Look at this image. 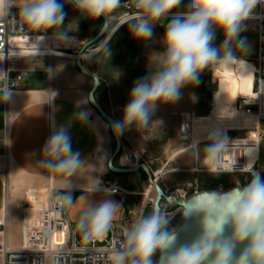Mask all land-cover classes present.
<instances>
[{"label":"clouds","instance_id":"obj_1","mask_svg":"<svg viewBox=\"0 0 264 264\" xmlns=\"http://www.w3.org/2000/svg\"><path fill=\"white\" fill-rule=\"evenodd\" d=\"M130 3L131 14L119 12L129 7L126 0H0V20L11 17L32 32L51 31L54 36L66 37L67 33L59 29L66 16L64 5L71 4L83 19L104 18L100 34L107 32L109 36L99 47L109 52L112 35L125 24L132 37L141 41L149 40L156 26L163 27V51L157 52L154 70H147L134 82L122 119L112 122L117 136L133 126L138 130L147 128L158 105L178 101L182 89L197 85L201 73L210 66L227 70L237 63L247 69L241 73L242 78L246 76L250 84L255 81L254 72L237 51H247L249 45L241 33L246 30V21L257 18L258 8L264 13V0H188L184 11L177 10L184 0ZM13 8L18 11L13 13ZM218 32L224 39L215 45ZM37 38L42 40L43 36ZM38 52L39 48L33 46L29 54ZM4 58L0 55V60ZM6 79V73L0 72V81ZM11 97L12 91L4 83L0 98L8 102ZM78 116L82 122L87 120L85 110ZM225 148L223 139L210 142L205 164L214 163L218 169ZM36 164L64 177V192L54 203L71 207V178L83 160L72 148L70 132L63 128L54 131L42 146ZM250 174L246 185L233 188L226 196L212 192L206 194V201L190 202L184 216L202 215V230L191 241L177 246L178 231L169 227L174 216L155 205L149 214H141L123 228L122 239L113 240L106 264H264V175L254 167ZM95 190H100V182ZM79 199L86 200L83 196ZM120 208L121 204L111 199L86 202L75 225L81 243L95 244L107 238Z\"/></svg>","mask_w":264,"mask_h":264},{"label":"crops","instance_id":"obj_2","mask_svg":"<svg viewBox=\"0 0 264 264\" xmlns=\"http://www.w3.org/2000/svg\"><path fill=\"white\" fill-rule=\"evenodd\" d=\"M66 11L67 13L70 11L74 17L73 6H69ZM66 17L72 18L67 14ZM95 27L99 30L98 24ZM161 32L164 34V31ZM160 39L161 37L158 36L156 45L151 38L147 41L134 39L128 30V25L125 24L112 35L111 52L106 49L101 50L92 57L84 59L86 68L101 82L95 93L96 101L116 121L122 119L123 109L128 103L134 82L146 75L148 61H151L152 67H155L157 52L161 46ZM75 64L76 59L71 58L34 57L23 59L16 65L10 74V81L12 83L18 75L22 76V81L17 89H10L12 97L8 102L0 98V160L6 165V179L10 188L30 187L37 183L39 186L43 185L49 170L36 164L40 159V150L54 131L60 128L69 131L72 148L74 151H79L83 164L71 178L73 204L69 207L68 218L72 223H76L79 211L86 202L111 199L121 204L119 213L113 221L120 231L140 216L142 201L138 196H112L102 190V180L110 179L112 182H118L117 177L108 174L109 162L114 153L113 136L108 123L89 102L93 81L83 76ZM250 69L254 72L252 63ZM246 71L242 70L241 73ZM243 78L246 79L245 84L250 92L240 99H249L253 96L254 82L250 84L246 76ZM237 101L229 104L216 103L212 100L213 113L209 115L208 128L202 131L193 130L199 145L208 143L207 133H217L212 126L216 116L219 114L233 116V107ZM83 110L87 112V120L84 122L78 116ZM166 111L169 113L168 110ZM155 113L162 117L163 104L158 105ZM245 124L232 123L233 126L240 127L247 126ZM128 131L130 129L125 130L121 135L123 137L128 135ZM183 153L185 152H179L173 158ZM203 154L205 155L204 151ZM254 157L255 153L251 151L248 154L250 164ZM114 164L119 168L135 167V163L131 160V152L125 149L116 163L114 160ZM197 166L205 165L198 163ZM130 178L140 184L141 174H132ZM52 179L55 189L63 194L61 181L64 177L59 173H53ZM99 182L100 190L96 191ZM43 195L41 189H35L29 194L28 199L32 204L40 203ZM81 196L86 200L81 201L79 199ZM11 198L7 194V183L0 178V217L4 214L7 217V228L3 233L0 232V247L6 245L9 250L17 251L22 248L23 242L24 200L18 205V198H15L14 202ZM148 208L152 206H148L146 210ZM3 263L4 258L0 254V264Z\"/></svg>","mask_w":264,"mask_h":264},{"label":"built area","instance_id":"obj_3","mask_svg":"<svg viewBox=\"0 0 264 264\" xmlns=\"http://www.w3.org/2000/svg\"><path fill=\"white\" fill-rule=\"evenodd\" d=\"M126 2L129 3V7L120 9L119 12L131 14L133 9L130 0H126ZM11 11L16 13L18 10L13 8ZM257 13L259 14L257 18L246 21V23H254L257 29V54L255 62L252 63L256 78L253 96L249 99L238 100L233 107V116L219 114L214 118L212 126L214 130H217V138L225 141L226 148L220 153L219 168L217 169L216 164H213L210 172L213 174L251 176L250 170L253 167L257 170L260 161V151L264 142V13L259 8ZM39 36H43V39H38ZM103 40L89 47L82 56L83 60L100 52L99 45ZM151 41L153 44L158 42L154 35L151 37ZM88 43L79 41L74 37L54 36L51 31L48 33H35L11 17L4 18L0 20V55L5 58L0 60V72L6 73L7 79L6 81H0V86L6 83L8 89L19 87L22 76H16L11 83L10 74L23 59L58 57L46 53V50L50 47L55 51L66 54V57L59 58L77 59L80 50ZM33 46L39 48L36 55L29 54ZM9 53L14 54L9 55ZM212 113L213 111L210 115ZM197 118L196 113L192 111L180 114L179 134L183 142H192L194 124ZM232 121L236 123L244 121L247 126H233L232 123L234 122ZM251 151L255 153L252 164L248 161V154ZM132 162L136 166L145 164L143 158L138 155L132 158ZM181 172H192L196 176L195 173H200L199 170H184ZM152 173L154 180L158 183L163 172ZM6 175V165L0 160V178L5 181ZM52 178L53 173L47 172L46 181L40 186L41 191L44 192L40 203L32 204L27 197V203L22 207V248L11 251L6 245L0 247V254L4 258L3 264H106L107 257L110 255L109 250L113 246V240L122 239V235L117 233L116 226L113 223V229L109 232L107 238L99 240L95 244H82L80 234L75 232L76 223H72L68 218L69 207L62 208L58 203H54V201H59L62 193L55 189ZM152 189L153 187L150 186L145 194L146 200L143 210L154 205L155 200L150 198ZM102 190L112 196L131 195L128 191L122 190L109 181H102ZM164 193L167 200H163L161 208L175 217L183 211L175 203L188 201L192 196L199 193V178H194L193 182L185 189H166ZM7 194H9L8 189ZM6 228L7 217L4 214L0 217V232L3 233ZM83 248H86L87 251H84Z\"/></svg>","mask_w":264,"mask_h":264},{"label":"rangeland","instance_id":"obj_4","mask_svg":"<svg viewBox=\"0 0 264 264\" xmlns=\"http://www.w3.org/2000/svg\"><path fill=\"white\" fill-rule=\"evenodd\" d=\"M187 3L188 0H184V3L177 10L184 11ZM69 6L72 5L65 4L64 11L67 16L72 17L70 11H68V13L66 11L69 9ZM73 10L75 12L74 17L69 19L65 16L64 25H61L59 30L66 32L68 37H74L79 41H83L82 39L93 40L98 35L97 31H99L95 29V26L98 24V28L100 29L103 25V20L101 18L97 20L83 19L74 8ZM246 25V30L241 33V38L246 39V43L249 47L247 51H237V55L244 59L247 66L251 68V63H254L256 58L257 29L254 23L248 22ZM161 31H164V29L158 25L155 27L154 34L157 37L159 36L162 38L163 33ZM108 36L109 33H107L103 39ZM223 39V33L218 32L214 41L215 45H220ZM156 44H158V42ZM158 50L159 52L163 51L162 45ZM150 62L151 61L148 62V71H152L155 68L152 67ZM242 70L247 69L245 66L237 63H234L227 70L219 66L215 68L210 66L207 68L201 73L200 82L197 85H189L182 89V95L178 101L173 104H163L162 117H160L159 114L154 113L152 116V122L147 128L138 130L135 126H133L130 128V131H128V135L123 137L120 134L122 148L119 155L115 158V163L124 153V149L131 152V160L135 155L142 157L145 164L152 172H163L158 184L164 191L166 189L174 188L185 189L196 177L199 178V193L212 191L218 192L222 195L233 188L246 185L251 179L250 175L213 174L210 172L214 163L205 164V155L203 154V151L205 152L206 146L210 142L217 139L218 133H213L214 135L212 136L206 134V140L208 143H203L198 146H193L192 142H183L179 134V116L181 113L187 111L195 112L198 118L195 121L194 130L199 129V131H202L203 129L206 130L208 128L209 115L211 111H213L212 100L216 103L226 102L233 104L238 99L246 97L245 95L250 92V90L245 84L246 79L241 77ZM214 86H218L219 90L214 92ZM166 110H168L169 113H166ZM194 139L196 140L195 137ZM113 147L115 150L116 142L114 137ZM183 150L187 151L182 155L173 158L175 154ZM198 163L199 165H205L206 167H198ZM114 166L119 168L115 164ZM183 170H199L200 173H195L197 174L196 176L192 172H180ZM257 170L264 175V142L262 143L260 161ZM108 172V174L112 175L114 178L117 177L118 182H112L110 179H104L102 181H109L122 190L128 191L131 193L130 196L140 197L142 204L139 215H147L151 212L153 206L152 208L143 210L145 194L150 188V184L148 183L146 175L142 171L138 172L141 174L140 184H137L130 178L132 174H115L110 172L109 169ZM38 184L39 183L35 186L23 188H10L11 193L9 195L10 198L12 197V202L16 201L14 200L15 198H18V205H20L23 200L22 204H26V199L29 197V194L35 189L40 190L41 185L39 186ZM150 198L156 200V192L154 188L151 191ZM181 214L182 211L171 220L169 227L176 228L177 230L179 229L181 224ZM116 230L118 234L122 235L123 230L119 231L117 226Z\"/></svg>","mask_w":264,"mask_h":264},{"label":"water","instance_id":"obj_5","mask_svg":"<svg viewBox=\"0 0 264 264\" xmlns=\"http://www.w3.org/2000/svg\"><path fill=\"white\" fill-rule=\"evenodd\" d=\"M101 19L103 20V23H104V18L101 17ZM106 34H107V32L104 33V35H101L99 32L98 35L91 42L86 44L80 50L79 57L76 59L75 66L83 76H85V77H87L93 81L94 86H93L92 91L89 94V102H90L91 106L98 112V114L108 123V125L110 127V131H111V133L115 139V142H116V148L114 150L113 156H112V158L109 162V166H108L110 172L115 173V174H134V173H138L139 171H142L146 175L148 183L150 184L151 187L154 188V190L156 192V200L154 202L153 207L155 205H159L161 207L163 200H167V197L164 193V190L154 180L153 173L146 164H140V165H137L133 168H128V169H123V168L120 169V168H116L114 166V160L119 155L121 148H122L121 137H120V135H118V136L115 135L113 132L112 122L116 121L114 119V117L108 115L104 111V109L96 101L95 93L97 92L98 88L101 86V82H100V79L96 75H94L91 71H89L86 68V66L84 65L83 57H82L89 47H91V46L99 43L101 40H103V38L106 36ZM213 90H214V92H216L219 90V87L214 86ZM93 98H94V101H93ZM228 192H226L222 195L226 196ZM211 193H212V191L200 192V193L192 196L188 201H179V202L175 203V205H177L183 209L182 214H181V224H180L179 229L177 230L178 231L177 246H179L180 244L191 241L202 230V225L200 223V221L202 220V215H194V216L185 217L183 212H185V210L189 206L190 202L206 201L208 198L206 196V194H211Z\"/></svg>","mask_w":264,"mask_h":264},{"label":"bare ground","instance_id":"obj_6","mask_svg":"<svg viewBox=\"0 0 264 264\" xmlns=\"http://www.w3.org/2000/svg\"><path fill=\"white\" fill-rule=\"evenodd\" d=\"M46 53H48L50 55H53V56H58V57L64 56V57H66L65 56L66 54H63V53L58 52V51H55V50L52 49V47H50L48 50H46ZM243 123H245V122L243 121ZM243 127H245V126H243ZM214 131L217 132V130H214ZM192 144H193V146H198L199 145L198 141L195 140L194 137H192ZM4 179H5V182L7 183L8 193L10 194V186L8 185V180L6 179V177Z\"/></svg>","mask_w":264,"mask_h":264},{"label":"trees","instance_id":"obj_7","mask_svg":"<svg viewBox=\"0 0 264 264\" xmlns=\"http://www.w3.org/2000/svg\"><path fill=\"white\" fill-rule=\"evenodd\" d=\"M100 29H101V28H100ZM100 29H99V32H100ZM99 32H98V33H99Z\"/></svg>","mask_w":264,"mask_h":264}]
</instances>
